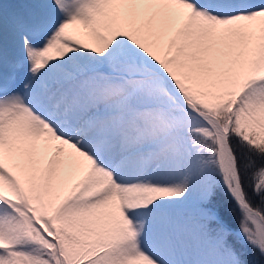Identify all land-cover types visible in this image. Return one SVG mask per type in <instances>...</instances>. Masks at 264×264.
Here are the masks:
<instances>
[{"label": "snow or ice", "instance_id": "6c2138e0", "mask_svg": "<svg viewBox=\"0 0 264 264\" xmlns=\"http://www.w3.org/2000/svg\"><path fill=\"white\" fill-rule=\"evenodd\" d=\"M0 264H264V0H0Z\"/></svg>", "mask_w": 264, "mask_h": 264}]
</instances>
